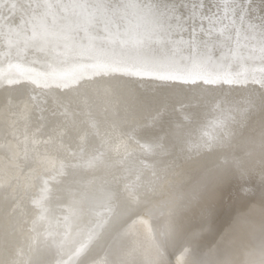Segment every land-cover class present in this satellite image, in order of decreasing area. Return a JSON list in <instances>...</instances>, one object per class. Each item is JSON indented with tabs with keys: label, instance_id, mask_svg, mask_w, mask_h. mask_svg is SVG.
I'll return each mask as SVG.
<instances>
[{
	"label": "bare ground",
	"instance_id": "6f19581e",
	"mask_svg": "<svg viewBox=\"0 0 264 264\" xmlns=\"http://www.w3.org/2000/svg\"><path fill=\"white\" fill-rule=\"evenodd\" d=\"M169 2L0 0V264H264V60L220 0L195 37ZM121 51L248 80L97 66Z\"/></svg>",
	"mask_w": 264,
	"mask_h": 264
},
{
	"label": "snow or ice",
	"instance_id": "6c2138e0",
	"mask_svg": "<svg viewBox=\"0 0 264 264\" xmlns=\"http://www.w3.org/2000/svg\"><path fill=\"white\" fill-rule=\"evenodd\" d=\"M252 3L254 0H220V4L223 5V19L230 22L231 27L236 29L237 34V48H244L243 53L238 52L237 55H241L244 58H255L259 57L260 60H264V32L261 34V43L258 48L251 47L245 43L242 44L239 37L243 35L237 24H243L245 17L252 11ZM220 4L216 5V9L220 8ZM259 10L261 12L262 20H264V0H260ZM188 10V14L181 18L180 9ZM204 0H181L179 4L174 2H169L164 4V12L168 17H174L180 21L181 27L188 24V21L193 23L190 27V34L195 37L198 31L196 21H203L207 19L210 23L213 17L216 19H221L217 15V12L211 8H207ZM200 30H203L202 25ZM230 39V37H229ZM195 43V40H193ZM119 57L115 62H111L110 58H105V63L97 65L103 67L110 72H119L121 74L153 78L159 80H167L180 83H191L196 84L197 82H202L205 85H215L217 83H222L225 85H241L248 80V74L241 70L237 72L227 71V70H200L199 66L193 61L191 68H181L177 63L172 61H161L156 58L146 59L140 53H132L127 51H121L117 54ZM253 83H256L253 78ZM261 85L264 86V81H260Z\"/></svg>",
	"mask_w": 264,
	"mask_h": 264
}]
</instances>
